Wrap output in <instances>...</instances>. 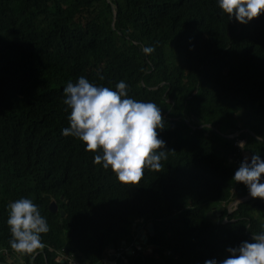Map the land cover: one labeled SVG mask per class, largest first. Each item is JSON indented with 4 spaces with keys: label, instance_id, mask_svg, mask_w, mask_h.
<instances>
[{
    "label": "trees",
    "instance_id": "obj_1",
    "mask_svg": "<svg viewBox=\"0 0 264 264\" xmlns=\"http://www.w3.org/2000/svg\"><path fill=\"white\" fill-rule=\"evenodd\" d=\"M80 75L112 88L123 79L129 96L161 107L166 158L138 184L61 135L62 87ZM252 152L264 159V13L241 24L215 0H0V264H67L61 253L102 264L140 219L153 226L150 250L130 264L221 260L264 230V200L228 208L248 196L231 177ZM20 197L49 231L43 249L12 263L5 221Z\"/></svg>",
    "mask_w": 264,
    "mask_h": 264
},
{
    "label": "clouds",
    "instance_id": "obj_2",
    "mask_svg": "<svg viewBox=\"0 0 264 264\" xmlns=\"http://www.w3.org/2000/svg\"><path fill=\"white\" fill-rule=\"evenodd\" d=\"M215 3L229 21L235 18L241 24H247L264 13V0H215ZM153 51L151 45L142 47L146 55ZM127 91L128 85L123 79L116 82L114 88L90 82L83 75L78 76L75 82L67 81L62 93L63 103L69 110L68 123L60 131L62 136L79 139L85 151L93 152V164L110 169L121 183L136 185L141 181L146 167L158 169L161 166L160 161L166 158L167 149L164 147L165 141L157 135V129L163 126L161 107L151 100H137ZM242 143H239L240 147ZM262 174L264 159L252 152L240 160L231 179L242 182L250 197L264 200ZM7 210L5 223L10 233V248L19 254H33L43 249L45 245L41 234L49 231V224L38 205L28 197H20L10 201ZM137 223L138 220L132 223L133 230ZM141 224L146 225L145 229L149 225ZM133 239L132 235L128 248L132 245L131 249L135 251ZM143 240L150 250L146 244L147 237ZM120 247L126 245L121 244ZM118 248L106 249L105 253H115ZM139 251H142V247ZM226 252L229 255L225 258L205 259L204 264H264V230L252 234L250 240L228 246ZM111 260L130 264L121 259L118 261L117 257Z\"/></svg>",
    "mask_w": 264,
    "mask_h": 264
},
{
    "label": "crops",
    "instance_id": "obj_3",
    "mask_svg": "<svg viewBox=\"0 0 264 264\" xmlns=\"http://www.w3.org/2000/svg\"><path fill=\"white\" fill-rule=\"evenodd\" d=\"M141 221L140 220H138V223L137 224H135V228H136V226L137 227H139V229H135V230H133L132 231V235H133V243L135 244V245H137V246H141L142 248H146V250H148V248H147V246L143 243L144 242V240L142 239V229L144 230V233L146 232V225H142L141 223H140ZM122 241H125L124 239L122 240ZM122 241H121V243H122ZM140 241H142V242H140ZM129 242L128 241H125V245H126V247L128 248V244ZM116 251V250H115ZM111 252V251H110ZM59 257H60V254H59ZM14 259H16L17 260V262H21V259H22V255L21 254H16V256H14L13 257ZM61 258V257H60ZM108 261L110 262V263H113V261L111 260V258H110V253H107L106 255H103V258H102V264H108ZM112 261V262H111ZM129 262V259L126 257V259H125V263H128ZM13 263V262H12ZM116 264H119V263H117L116 262Z\"/></svg>",
    "mask_w": 264,
    "mask_h": 264
},
{
    "label": "water",
    "instance_id": "obj_4",
    "mask_svg": "<svg viewBox=\"0 0 264 264\" xmlns=\"http://www.w3.org/2000/svg\"><path fill=\"white\" fill-rule=\"evenodd\" d=\"M115 16H116V11H115ZM114 21H115V19H114ZM113 24H114V22H113ZM232 136V135H231ZM234 136V135H233ZM232 136V137H233ZM262 177H264L263 176V174H262ZM252 199V197H250L249 195L247 196V197H245V198H243V199H240V201L238 202V200H236L235 202H234V205H235V209H237L238 208V206H239V204H241V203H244V202H247V201H250ZM53 208V210H56V205L55 204H53V206H52ZM61 214H63V211H61ZM142 220V219H141ZM137 229H139V227H136V230ZM150 234L152 233V230H153V226L151 225V224H149L148 226H147V229H146ZM142 231V239H145L146 240V235H145V233H144V230L142 229L141 230ZM121 243V242H120ZM119 242L116 244V245H114V244H109L108 245V249L109 250H114V248L115 247H120V245L121 244H123V246L125 245L124 244V241H122V243L120 244ZM10 257V256H9ZM110 258L111 259H115L116 257H115V254H113V253H111L110 254ZM119 259V258H118ZM60 262H63V260H61V259H58ZM9 262H14V263H16V259H13V258H10L9 259ZM120 264H124L123 263V261H121L120 262Z\"/></svg>",
    "mask_w": 264,
    "mask_h": 264
},
{
    "label": "built area",
    "instance_id": "obj_5",
    "mask_svg": "<svg viewBox=\"0 0 264 264\" xmlns=\"http://www.w3.org/2000/svg\"><path fill=\"white\" fill-rule=\"evenodd\" d=\"M240 142H243L241 147H243L244 145V141H240ZM131 246H129V248L131 249ZM136 247V250H140L141 247L140 246H137L135 245ZM129 248H126V247H119L116 251H115V254H116V257L119 258V259H122L123 257H126L127 255H130L134 252L133 249L129 250ZM60 257L62 259H66V262L67 264H79V262L73 257V256H66V255H63L62 253L60 254ZM59 256H57V259H60ZM122 260H125V259H122ZM64 261V260H63ZM113 263H110L109 264H116V260H112ZM111 261V262H112Z\"/></svg>",
    "mask_w": 264,
    "mask_h": 264
},
{
    "label": "rangeland",
    "instance_id": "obj_6",
    "mask_svg": "<svg viewBox=\"0 0 264 264\" xmlns=\"http://www.w3.org/2000/svg\"><path fill=\"white\" fill-rule=\"evenodd\" d=\"M239 127H242L243 126V122L242 123H239V125H238ZM239 143L240 142H238V146H239ZM240 147V146H239ZM241 148V147H240ZM244 156H248L247 154H245ZM243 198H245V197H243ZM242 197L241 198H238L237 200H238V202L240 201V199H243ZM54 204V203H53ZM242 204V203H241ZM232 205V204H231ZM229 206L228 208L230 209V214L231 213H233L236 209H235V205H233V206ZM215 212V211H214ZM220 214V211H218L217 212V215H219ZM210 218H212V219H215L216 218V216H214V215H210ZM145 249V247L144 248H142V251ZM122 259H125V257H123ZM121 259V260H122ZM118 261H120V259L118 260Z\"/></svg>",
    "mask_w": 264,
    "mask_h": 264
},
{
    "label": "flooded vegetation",
    "instance_id": "obj_7",
    "mask_svg": "<svg viewBox=\"0 0 264 264\" xmlns=\"http://www.w3.org/2000/svg\"><path fill=\"white\" fill-rule=\"evenodd\" d=\"M113 254H115V253H113ZM115 257H116V254H115ZM108 264H109V261H108Z\"/></svg>",
    "mask_w": 264,
    "mask_h": 264
},
{
    "label": "bare ground",
    "instance_id": "obj_8",
    "mask_svg": "<svg viewBox=\"0 0 264 264\" xmlns=\"http://www.w3.org/2000/svg\"><path fill=\"white\" fill-rule=\"evenodd\" d=\"M239 207V206H238ZM11 255V254H10Z\"/></svg>",
    "mask_w": 264,
    "mask_h": 264
}]
</instances>
